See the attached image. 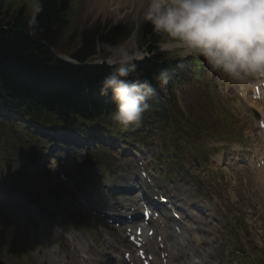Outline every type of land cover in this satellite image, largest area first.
<instances>
[{
	"label": "clouds",
	"instance_id": "obj_1",
	"mask_svg": "<svg viewBox=\"0 0 264 264\" xmlns=\"http://www.w3.org/2000/svg\"><path fill=\"white\" fill-rule=\"evenodd\" d=\"M28 21L42 30L43 0H34ZM135 18L149 22L160 36L158 47L170 55L201 58L210 72L241 86L264 80V0H134ZM100 63L111 71L102 79L101 96L115 105L111 120L122 128L139 126L156 95L165 88L166 70L145 78L138 62L146 53L137 44L101 42Z\"/></svg>",
	"mask_w": 264,
	"mask_h": 264
},
{
	"label": "trees",
	"instance_id": "obj_2",
	"mask_svg": "<svg viewBox=\"0 0 264 264\" xmlns=\"http://www.w3.org/2000/svg\"><path fill=\"white\" fill-rule=\"evenodd\" d=\"M55 0H43V11L38 19L42 30H35V35L46 37L49 32V22L57 16ZM29 33L34 36L31 29ZM88 35V38L92 37ZM113 34L102 39L108 42ZM28 44L21 40L6 42L0 33V66L4 70V83L11 84L15 89H22L27 84H33L32 90L49 91L52 94H64L70 99L79 100L83 98V92L89 93L91 87H100V84L93 83L91 70L83 69L75 72L72 69L64 68L63 71L47 70L43 64L35 62L30 55ZM84 86V89H83ZM0 93H4L3 85H0ZM68 101V100H67Z\"/></svg>",
	"mask_w": 264,
	"mask_h": 264
},
{
	"label": "rangeland",
	"instance_id": "obj_3",
	"mask_svg": "<svg viewBox=\"0 0 264 264\" xmlns=\"http://www.w3.org/2000/svg\"><path fill=\"white\" fill-rule=\"evenodd\" d=\"M115 3L118 4H109L107 6L108 12L102 16L98 17H81L74 21L73 26L76 30L84 29L85 27L91 25L92 23H95L97 21H109V22H116V21H125V20H133L135 19L134 14V0H112ZM100 14V13H99ZM140 20V19H139ZM210 83H213V78H211ZM179 96L181 99H184L185 101H189L194 104L196 110H200L202 112V105L207 100L206 96H201V92L203 91V88H200L196 86L195 84L191 83L188 80H182L181 84L178 86ZM204 97V98H203ZM204 114V113H203ZM197 117L208 119L209 121H212L211 116H208L204 114V116L198 115ZM233 131H230L229 134L224 135L223 138L229 139V136H231ZM209 147L212 146V144L208 145ZM197 176L199 179L203 180V183L206 184L207 180H211V178H208L207 175L200 170H197ZM189 189H192V187H188ZM195 194H193V201L196 200L197 194L200 192V189L194 190ZM236 205V208L238 207H245V204L240 197L235 198H229L228 206L229 208L233 209V206ZM210 207L212 205H209ZM237 210V209H235Z\"/></svg>",
	"mask_w": 264,
	"mask_h": 264
},
{
	"label": "bare ground",
	"instance_id": "obj_4",
	"mask_svg": "<svg viewBox=\"0 0 264 264\" xmlns=\"http://www.w3.org/2000/svg\"><path fill=\"white\" fill-rule=\"evenodd\" d=\"M237 104H238V107H239L242 111L248 113V110H247V109H244V108L242 107V105H241L239 102H237ZM120 203H121V202H120Z\"/></svg>",
	"mask_w": 264,
	"mask_h": 264
}]
</instances>
